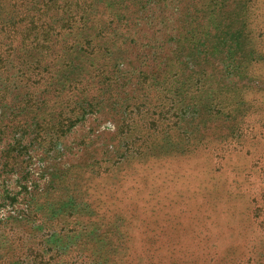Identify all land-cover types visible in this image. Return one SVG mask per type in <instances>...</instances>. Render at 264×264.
<instances>
[{"label": "rangeland", "instance_id": "obj_1", "mask_svg": "<svg viewBox=\"0 0 264 264\" xmlns=\"http://www.w3.org/2000/svg\"><path fill=\"white\" fill-rule=\"evenodd\" d=\"M157 1L67 65L0 47L2 264H264V0Z\"/></svg>", "mask_w": 264, "mask_h": 264}, {"label": "trees", "instance_id": "obj_2", "mask_svg": "<svg viewBox=\"0 0 264 264\" xmlns=\"http://www.w3.org/2000/svg\"><path fill=\"white\" fill-rule=\"evenodd\" d=\"M59 1L0 0V38L3 37L1 39L7 40L6 43L0 41V47L5 46V48L9 49V44H11L14 48L17 43L14 38H19L23 41L20 46L30 43L32 47L37 49L42 47L43 50L49 53H46L45 56L51 57L54 54L57 58H61L62 65H67L63 57L68 52L75 50L77 46L80 50L89 54L92 50L95 52L97 48H105L103 45L110 42L112 38L121 37L120 33L123 29L120 31L118 23L112 25L116 20V14L120 10L118 22L122 21V19H125L121 16L124 8L137 0H63L62 3H59ZM161 1L158 0L157 2L160 3ZM61 5L68 7L66 8L68 16L63 22H58L55 10ZM105 12L107 13L106 17L103 16ZM107 19H110L109 22H107ZM55 33H57L55 43L50 44ZM68 39H72V41L67 42ZM38 40L41 42H38ZM0 60L4 61L3 59ZM42 61L46 62L43 71L40 70L33 78L23 77L21 81L27 85H35L40 80L47 81L52 79L56 71L53 66V60L48 62L37 60V63L42 64ZM35 67L39 68V65H35ZM78 83L71 82L69 91L71 92L70 88L72 86L73 91L78 90L80 88L77 87ZM239 130L241 128L238 129L237 127L236 131L238 132ZM231 152L232 150L226 154L228 155ZM226 154H223V156H226ZM9 199L10 201L5 203L4 206H13L15 201H17V199L11 197ZM20 215L21 213L19 212L17 217H20ZM3 218L4 216L0 214V221ZM10 229L13 230L14 226L12 225ZM96 254L98 260L102 259V264L108 259L110 260L105 253ZM0 264H2L1 259Z\"/></svg>", "mask_w": 264, "mask_h": 264}]
</instances>
